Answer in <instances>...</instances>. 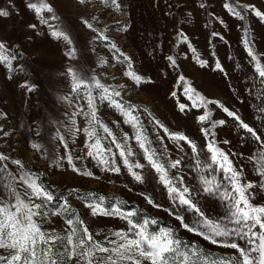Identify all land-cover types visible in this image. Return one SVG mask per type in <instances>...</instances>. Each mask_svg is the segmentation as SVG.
<instances>
[{
	"label": "rangeland",
	"instance_id": "obj_1",
	"mask_svg": "<svg viewBox=\"0 0 264 264\" xmlns=\"http://www.w3.org/2000/svg\"><path fill=\"white\" fill-rule=\"evenodd\" d=\"M27 2L0 0V9L10 11L8 18L0 19V39L10 46L11 52L20 53L17 60L13 61L16 71L0 65V154L20 159L27 170L39 174L50 191L66 197L72 211L86 221V226L96 239L103 241L109 230L126 228L125 222L118 218L90 215L86 205L103 196L106 206L123 201L126 209H134L155 218L161 226L176 228L181 239L195 241L200 247L211 250L213 257L238 255L234 249L212 245L178 227V221L163 209L149 205L141 195L143 192L151 193L158 203L168 207L158 186L137 184L123 168L120 174L105 173L95 166V162L75 161L78 167L87 164L94 176L98 177L93 178L73 172L66 161L62 167L55 166L54 161L64 152V146L56 139L57 130L65 136L69 152L83 155L81 149L85 139L81 132L75 136L73 143L69 134L70 114L80 107L87 109L85 101L70 92V82L62 74L68 66H73L81 70L82 74L89 77L95 75L102 83L117 90H121L119 86L123 85L121 97L117 99L135 106L137 111L134 114L144 123L149 139L153 140V147L159 149L166 145L171 158H179L184 154L175 149L153 118L170 131L183 132L195 139L198 145L206 143L195 119L204 109L191 107L192 102L184 95V87L178 81L179 75H183L206 99L219 101L236 112L264 137V119L257 118L261 116L257 107L264 103V84L255 74L241 42L243 26H246L256 52L264 54V23L251 12L241 21L224 8L227 2L252 5L264 12V0H117L121 5L119 9L104 5L103 0H86L83 4L77 0H44L53 8V13L45 12L42 15L45 19L53 14L59 16L61 21L49 20V23H60L66 28L73 40L72 45L51 38L48 25L41 23L34 10L26 7ZM201 4L204 7H200ZM80 17L88 19L97 32L108 37V41L93 40L95 33L81 23ZM30 24H35L36 28H29ZM213 32L219 35L213 36ZM181 33L188 38L187 43L182 41ZM189 43L201 59L208 61V67L202 68L196 62L188 47ZM113 44L119 52L130 57L133 70L151 77L153 82L136 86L124 76V66L119 64L118 53L111 48ZM69 47L77 51L74 59L64 54ZM167 56L177 60L176 69L169 67ZM261 59L264 63V55ZM217 60L225 69L224 72L213 71ZM25 80L37 84L38 89L32 93L21 89L19 84ZM173 91L176 92L175 97L171 95ZM93 94H96L95 91ZM63 96L68 99H61ZM178 102L188 106L184 113L179 111ZM208 107L212 109L214 119L227 121L214 131L218 141L227 139L231 143H220L219 146L226 152L230 150L229 158L234 166L244 169L246 179L255 181L258 177L248 156L257 151V143L244 130L234 128V121L222 109L214 104ZM98 115L118 135L123 132L132 134L130 126L123 123V117L114 109L100 105ZM75 119V127L84 124L82 116H76ZM5 132L7 135H4ZM157 136L162 138L163 144L156 139ZM32 143L42 145V150L37 152L32 149ZM129 143L135 148L134 140ZM180 143L190 154V148L183 141ZM189 162L191 158L187 155L182 169L186 179L195 183L197 174L185 166ZM8 168L11 171L16 166L9 162ZM216 175L219 179L220 174ZM0 176V186L5 182L13 183L8 172ZM60 203L62 201L54 200L45 210L55 213ZM255 203L264 204V198L258 196ZM205 210L212 217L224 211L213 200L207 202ZM64 219L66 217L49 215L45 227H55L59 232L65 227ZM239 243L243 245V241Z\"/></svg>",
	"mask_w": 264,
	"mask_h": 264
},
{
	"label": "snow or ice",
	"instance_id": "obj_2",
	"mask_svg": "<svg viewBox=\"0 0 264 264\" xmlns=\"http://www.w3.org/2000/svg\"><path fill=\"white\" fill-rule=\"evenodd\" d=\"M77 2L83 4L86 0ZM103 3L116 9L121 7L117 0H103ZM26 7L34 10L41 23L48 25L51 38L57 42L63 41L66 45L73 44L66 28L60 23H49V20L61 21L59 16L53 14L45 19L42 15L45 12L53 13L49 3L44 0H28ZM200 7L204 5L201 4ZM224 8L241 21L251 12L264 23V12L252 5H233L226 2ZM9 16V10L0 9V19ZM79 19L86 28L95 33L93 40L108 41V37L102 32H97L88 19ZM28 27L34 29L36 25L30 24ZM68 27L70 28V25ZM180 35L182 41L187 43L188 38L183 33ZM212 35L217 36L219 33L213 32ZM241 42L255 74L261 84H264V63L261 59L264 54L256 52L253 38L246 26H243ZM188 47L200 67L209 66L208 61L201 59L190 43ZM111 48L118 53L119 64L124 66L123 75L136 86L153 82L151 77H145L133 70L130 57L119 52L114 44ZM9 49L10 46L0 39V65L6 66L10 71H16L13 61L17 60L20 53L11 52ZM64 54L74 59L77 51L69 47ZM166 59L170 62L169 67H178L173 56H167ZM213 71H225L219 60L215 62ZM62 75L70 82V92L78 99H83L87 109L80 107L70 114L69 134L73 143L75 136L81 132L85 139L81 149L83 155L69 152L65 136L60 135L57 130L56 139L64 146V152L54 161L55 166L62 167L66 161L73 172L93 178L98 177L94 176L87 164L78 167L75 161L87 160L89 164L95 162V166L105 173L120 174L123 168L137 184L158 186L160 194L168 202V207L158 203L151 193L143 192L141 195L149 205L163 209L178 221V227L212 245L234 249L238 255L213 257L211 250L200 247L195 241L181 239L176 228L161 226L160 221L155 218L140 214L134 209H126L123 201L106 206L103 196L86 205L90 209V215L118 218L125 222L126 228L109 230L103 241L96 239L86 226V221L72 211L66 197L50 191L39 174L27 170L20 159H11L0 154V174L8 172L13 182H5L0 186V264H264V204L255 203L258 196L264 198V137L258 134L257 129L244 122L240 115L219 101L206 99L183 75H179L178 81L184 87V95L192 102L191 107L204 109L195 119L206 143L198 145L195 139L183 132L170 131L153 118V122L163 129L164 135L175 149L184 154L179 158H171L166 145L159 149L153 147V140L149 139L144 123L134 114L137 111L135 106L117 99L121 97L123 85L119 86L121 90H117L102 83L95 75L89 77L82 74L81 70L73 66H68ZM19 87L27 93L38 89L37 84L27 80L20 83ZM171 95L175 97L176 92L173 91ZM61 99L68 97L63 96ZM211 104L232 118L234 128L244 130L257 143V151L248 156L258 177L255 181L246 179L244 169L234 166L229 158L230 150L226 152L219 146L220 143L229 145L231 142L227 139L218 141L214 130L224 126L227 121L213 118L212 109L208 107ZM100 105H106L118 112L123 117V123L132 129V134L123 132L118 135L113 132L98 115ZM187 107L178 102L181 113H184ZM257 111L261 114L257 118L264 119V103L257 107ZM76 116L84 118V124L79 128L75 127ZM156 139L163 144L161 137L157 136ZM130 140L135 141V148L129 143ZM181 141L190 148V154L185 151ZM30 147L37 152L42 150V145L37 143H32ZM187 155H190L191 162L185 166L197 174L195 183L186 179L182 169ZM9 162L16 168L10 171ZM217 173L220 174L219 179ZM69 195H72V192H69ZM54 200H60L62 203L59 204L57 212L48 213L45 209ZM209 200L223 207V213L216 217L209 216L205 210ZM49 215L66 217L65 227L59 232L55 227L46 228ZM239 241H243V245Z\"/></svg>",
	"mask_w": 264,
	"mask_h": 264
}]
</instances>
